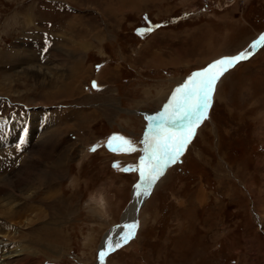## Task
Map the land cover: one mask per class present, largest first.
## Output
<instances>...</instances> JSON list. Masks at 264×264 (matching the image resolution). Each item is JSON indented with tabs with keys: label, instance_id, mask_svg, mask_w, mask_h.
I'll list each match as a JSON object with an SVG mask.
<instances>
[{
	"label": "rangeland",
	"instance_id": "1",
	"mask_svg": "<svg viewBox=\"0 0 264 264\" xmlns=\"http://www.w3.org/2000/svg\"><path fill=\"white\" fill-rule=\"evenodd\" d=\"M129 1L0 0V119L27 113L32 122L26 148H1L0 166L13 175L32 165L13 156L36 153L57 129L38 163L70 162L55 197L26 193L43 217L22 229L26 241H6L0 262L21 244L34 257L20 264H96L137 194L135 233L105 264H264V44L219 76L207 119L148 195L132 192L139 171L123 170L139 166L146 118L178 86L248 51L264 31V0ZM16 123L3 137L16 139ZM113 136L136 150L110 151ZM48 225L61 229L55 244Z\"/></svg>",
	"mask_w": 264,
	"mask_h": 264
},
{
	"label": "snow or ice",
	"instance_id": "2",
	"mask_svg": "<svg viewBox=\"0 0 264 264\" xmlns=\"http://www.w3.org/2000/svg\"><path fill=\"white\" fill-rule=\"evenodd\" d=\"M151 30V26L146 29H140L138 30V35ZM259 44H264V35L255 41L251 47L254 49ZM242 59H246L244 52L236 56L223 57L209 64L201 71L193 73L188 80L173 91L168 103L159 112L146 118L148 127L141 140L144 145V155L141 157L138 167L129 166L123 169L124 171H139L140 181L135 187L142 189L143 195L149 193L155 181L182 154L190 137L195 134L193 131L184 136L176 137L174 133L191 129L207 118L210 97L214 91L216 81L223 72L235 66ZM218 65L220 66L219 70H217ZM93 87H96L95 82H93ZM113 141H117L115 146ZM108 148L116 153L124 150V154H129L136 150L130 141L118 136L109 138ZM92 151H95V148ZM126 227L129 231L114 242L111 246L112 250L121 247L123 243H127L132 237V229L136 225L133 224ZM104 255L105 252L101 251L100 256L103 257Z\"/></svg>",
	"mask_w": 264,
	"mask_h": 264
},
{
	"label": "bare ground",
	"instance_id": "3",
	"mask_svg": "<svg viewBox=\"0 0 264 264\" xmlns=\"http://www.w3.org/2000/svg\"><path fill=\"white\" fill-rule=\"evenodd\" d=\"M124 1H126V0H124ZM262 35H264V34H262ZM75 44L74 45L72 44V45L75 46ZM261 47H262V44H261L260 48ZM71 49H72V47H71ZM68 51H70V50H68ZM250 51H252V47H249L248 51H246V52H250ZM14 55H16V54H14ZM69 56H71V55H69ZM83 56H84V54H83ZM16 57H17V55H16ZM18 58L19 57H17V59ZM24 58H26V57H24ZM66 58H68V56ZM78 58H80L81 61L84 60L82 58L81 53H79ZM19 59H21V58H19ZM34 70L39 71V70H36V68ZM42 73H44V72H42ZM77 73H79V71ZM44 75H45V73H44ZM64 88H66V86H64ZM58 91L60 93H63L64 95H66L65 89L60 90L58 88ZM210 101H211V98H210ZM197 126L198 125H195L193 128L187 129L181 136H184L188 133H191L190 130L195 129V127H197ZM57 130H55V131H57ZM55 131L51 130V132L49 134H47L50 136L47 139L43 138V136H41V139H38L37 145H39V149L36 151V153L29 152L27 155L24 152V154H22V155L18 154V155L13 156V159L20 162V163L21 162L26 163V162L30 161V162H33L32 165H30L28 167L23 165V168H22L23 170L20 169L18 171H15L13 175H11V174L5 175V172L2 168V166H0V246H1L0 248L3 251L6 250L5 248H7L6 241L11 242L12 238L18 237V236H14L16 234L19 235L18 239L22 240V242L26 241V237H25L26 234H24L23 230L24 229L28 230V228L30 229V227L33 223H37L40 220V218L43 217V216H41L43 213L37 207L32 206V204L28 203V200L38 193V192H36V189H40L41 187H42V189L45 188L48 190L49 194L54 193L53 197H55L56 190L53 189V188H55L54 187L55 181H57L58 178L62 179V178H65L67 176V173H68L67 172V169H68L67 165L69 162V161H67V158L66 159L64 158L61 160L60 159L55 160L52 164L51 170L48 169V171H46L42 168L41 161H40V163H38L39 159H41V157L43 155H45L44 153H46L48 143H51V141L54 139V138L53 139H51V138L53 136V132H55ZM60 132H62V129H60ZM58 135H60V134H58ZM56 136H57V134H56ZM176 137H179V136H176ZM82 153H83V150H82ZM8 155H10V154H8ZM34 156H36V158ZM12 170H16V168L12 167ZM56 171H59V172L55 173ZM139 181H140V179L137 181V183ZM135 185H137V184L135 183ZM29 189H33V190L30 191ZM136 190H137V188L135 187V189H133L132 192L134 193V191H136ZM26 193H29L33 196H29V195L26 196ZM57 194H59V193H57ZM48 198L52 199L51 196ZM132 198H133L132 199L133 202H131L129 208L125 211V213L122 216V222L123 223L121 224V227H119V228L115 227L116 229H113V231H114L113 235H112V232L110 231L111 235H107L108 239L105 238V240L102 241L103 243L98 250V258L99 259H98V262L96 264H105V258L111 252L114 251V250H112L111 246L114 244L115 241L120 239L121 235L127 234V232L129 231V229L126 226L133 225V224L137 226V222H136L137 219L136 218L138 215V211H139V209L143 203V199H142V201H138V195L137 194H132ZM47 202H49V201H47ZM134 211H135V213H134ZM45 217H46V215H44V219H46ZM51 217H53V216H51ZM49 225H51V224H49ZM49 225H48V229H50L52 231L51 232L52 234H50L52 237L51 240H52V243L55 244L57 241V238H58V237H55V235H56V233H58L57 236H59L61 234L60 233L61 229L60 230L57 229L56 224H54V225H56L54 228L49 227ZM43 227H42V229H43ZM58 228H60V227H58ZM8 229H10V230L8 231ZM46 229L47 228L45 227V230ZM132 231H133V235H134L135 228L132 229ZM123 244H125V243H123ZM11 249H12L11 254H13V255H10V254L7 255L5 252L4 256H3L4 259L2 260V263L0 262L1 264H20L21 260L28 262V260H30L32 257H34L33 254H31L32 257H30L31 252H29L28 248H26L25 246H22L21 244H18L15 247L11 246ZM101 251L105 252V255L103 257L100 256ZM9 258H11V260H9Z\"/></svg>",
	"mask_w": 264,
	"mask_h": 264
},
{
	"label": "water",
	"instance_id": "4",
	"mask_svg": "<svg viewBox=\"0 0 264 264\" xmlns=\"http://www.w3.org/2000/svg\"><path fill=\"white\" fill-rule=\"evenodd\" d=\"M259 46H261V44L257 45L256 48H254V50L257 49Z\"/></svg>",
	"mask_w": 264,
	"mask_h": 264
},
{
	"label": "crops",
	"instance_id": "5",
	"mask_svg": "<svg viewBox=\"0 0 264 264\" xmlns=\"http://www.w3.org/2000/svg\"><path fill=\"white\" fill-rule=\"evenodd\" d=\"M76 14V13H75ZM78 16V15H75V17Z\"/></svg>",
	"mask_w": 264,
	"mask_h": 264
}]
</instances>
